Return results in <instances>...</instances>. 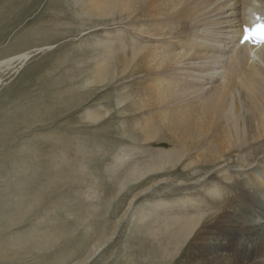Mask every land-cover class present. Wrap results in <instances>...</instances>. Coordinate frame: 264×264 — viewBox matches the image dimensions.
Masks as SVG:
<instances>
[{"label":"rangeland","instance_id":"374dc122","mask_svg":"<svg viewBox=\"0 0 264 264\" xmlns=\"http://www.w3.org/2000/svg\"><path fill=\"white\" fill-rule=\"evenodd\" d=\"M118 20L98 17L86 0H0V62L22 55L0 66V264H211L202 243L223 230L229 199L207 191L214 176L238 174L239 154L224 157V167L209 154L188 164L200 160L192 149L164 170L129 176L134 165L181 147L165 132L152 143L141 132L146 117L133 113L139 86L122 73L119 33L128 22ZM104 56L114 59L112 79L94 84ZM90 111L106 115L93 121ZM259 207L255 201L264 219Z\"/></svg>","mask_w":264,"mask_h":264},{"label":"bare ground","instance_id":"6f19581e","mask_svg":"<svg viewBox=\"0 0 264 264\" xmlns=\"http://www.w3.org/2000/svg\"><path fill=\"white\" fill-rule=\"evenodd\" d=\"M87 3L100 18L118 16L128 22L124 26L131 33L128 39H124V27L119 29V46L125 55L122 73L139 86L141 98L135 101L133 113L146 117L140 127L146 141L152 143L159 139V132H165L172 144L181 147L175 150L176 155L161 153L157 158L153 156L155 160L151 156L149 164L134 165L129 176L139 179L164 170L166 165L187 157L192 149L200 151V160L190 157L188 164L201 159L206 163L209 154L214 165H223L221 160L236 151L238 174H221V181L213 175L216 180L207 191L217 199L228 195L223 230L218 235L211 234L202 244L212 255L208 257L211 264H264V219L255 208V201L260 200L259 213L264 209V46L239 42L243 26L252 25L256 13L264 16V0H86ZM127 42L131 44L128 49ZM113 45L110 42L105 47L108 57L114 52ZM21 58V54L11 55L0 66H9ZM105 58L97 61L95 77L90 80L94 84L112 79L107 66L114 59ZM125 101L126 96L118 98V104ZM86 115L98 121L106 114L90 111ZM220 183L225 186L220 187ZM185 199L190 198L182 200ZM203 214L204 211L201 216H190V224L197 219L200 222ZM185 218L178 219L184 222ZM215 248L218 250L213 251Z\"/></svg>","mask_w":264,"mask_h":264},{"label":"clouds","instance_id":"9594fccd","mask_svg":"<svg viewBox=\"0 0 264 264\" xmlns=\"http://www.w3.org/2000/svg\"><path fill=\"white\" fill-rule=\"evenodd\" d=\"M256 32H259L261 35V39L264 40V26H261L260 28L255 30Z\"/></svg>","mask_w":264,"mask_h":264}]
</instances>
